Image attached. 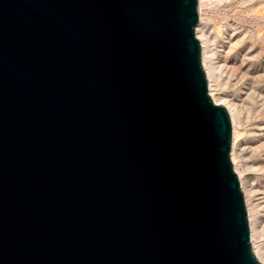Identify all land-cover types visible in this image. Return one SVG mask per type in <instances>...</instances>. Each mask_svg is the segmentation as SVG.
Returning <instances> with one entry per match:
<instances>
[{"label": "water", "instance_id": "water-1", "mask_svg": "<svg viewBox=\"0 0 264 264\" xmlns=\"http://www.w3.org/2000/svg\"><path fill=\"white\" fill-rule=\"evenodd\" d=\"M198 6L0 0V264H261Z\"/></svg>", "mask_w": 264, "mask_h": 264}, {"label": "rangeland", "instance_id": "rangeland-1", "mask_svg": "<svg viewBox=\"0 0 264 264\" xmlns=\"http://www.w3.org/2000/svg\"><path fill=\"white\" fill-rule=\"evenodd\" d=\"M198 10L202 63L204 45L212 93L234 115L231 159L264 253V0H199Z\"/></svg>", "mask_w": 264, "mask_h": 264}, {"label": "bare ground", "instance_id": "bare-ground-1", "mask_svg": "<svg viewBox=\"0 0 264 264\" xmlns=\"http://www.w3.org/2000/svg\"><path fill=\"white\" fill-rule=\"evenodd\" d=\"M197 38H198V40L200 41L201 39H200V37H199V29H197ZM202 46V45H201ZM203 51H204V55H203V67L205 68L204 70L206 71L205 73H206V77H207V80H208V82H209V96H210V98H211V100H212V102L215 104V105H218V106H222V107H224L227 111H228V107H225L224 106V104L222 103V102H220V100L219 99H216V97H215V95L212 93V88H211V84H210V75H209V73H208V70H207V66H206V63H205V60H206V51H205V47H204V45H203ZM230 110V109H229ZM229 112V111H228ZM230 113V112H229ZM230 117H231V120H232V125H233V131H234V142H233V150H234V148H235V145H236V128H235V120H234V115L232 114V113H230ZM233 164H234V167H235V162H234V159H233V162H232ZM235 172H236V174L238 175V177H239V180H240V183H241V185H242V187H243V176L240 174V173H238L237 171H236V169H235ZM247 203H248V200H247ZM246 203V204H247ZM250 216V215H249ZM250 221V228H251V238H252V243H253V254H254V256L256 257V259L261 263V264H264V253L263 252H261V253H259L258 251H256V249H255V246H254V226H253V222H252V219H250L249 220Z\"/></svg>", "mask_w": 264, "mask_h": 264}]
</instances>
